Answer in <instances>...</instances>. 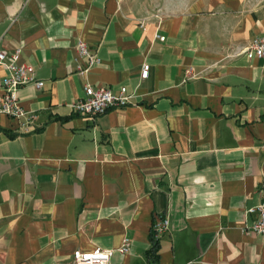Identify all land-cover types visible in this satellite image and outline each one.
Instances as JSON below:
<instances>
[{"label": "crops", "instance_id": "crops-1", "mask_svg": "<svg viewBox=\"0 0 264 264\" xmlns=\"http://www.w3.org/2000/svg\"><path fill=\"white\" fill-rule=\"evenodd\" d=\"M262 35L264 0H0V51L43 81L18 92L32 131L0 114V264H264L244 231L264 203V58L244 53ZM78 41L99 59L81 75ZM86 84L131 104L76 115Z\"/></svg>", "mask_w": 264, "mask_h": 264}, {"label": "built area", "instance_id": "built-area-1", "mask_svg": "<svg viewBox=\"0 0 264 264\" xmlns=\"http://www.w3.org/2000/svg\"><path fill=\"white\" fill-rule=\"evenodd\" d=\"M159 39L163 40V37ZM244 53L249 60L264 58V35L254 37L245 48ZM75 54L76 73L79 75L87 73L99 62L95 52L90 51L82 41L77 42ZM20 56V48L10 53L0 51V66L5 70V75L1 80L0 114L16 120L19 131L27 133L35 128L37 116L35 112L21 106L18 92L23 86L29 84L40 89L43 86V81L36 79L34 67L29 63L22 62ZM81 61L84 62L83 65L80 64ZM148 73L149 66L143 65L140 78H147ZM185 76L191 77L190 69L185 71ZM83 92L84 96L71 103L70 108L74 114L87 116L91 119L104 115L112 109L123 108L131 104V95L124 86L113 91L107 87H94L86 84ZM246 214H255L256 218L251 221L250 225L244 227V231L264 237V203L248 208ZM168 229V218L156 217L151 225L152 241L158 242L160 236ZM128 246L129 242L125 239L119 251L126 252ZM112 254V249L95 248L89 252L75 250L72 253V260L74 264H111Z\"/></svg>", "mask_w": 264, "mask_h": 264}, {"label": "trees", "instance_id": "trees-1", "mask_svg": "<svg viewBox=\"0 0 264 264\" xmlns=\"http://www.w3.org/2000/svg\"><path fill=\"white\" fill-rule=\"evenodd\" d=\"M156 247H157V246L154 245L153 248H152V251H155V250H156Z\"/></svg>", "mask_w": 264, "mask_h": 264}]
</instances>
